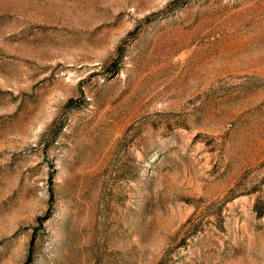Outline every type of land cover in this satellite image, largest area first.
<instances>
[{"label": "rangeland", "instance_id": "374dc122", "mask_svg": "<svg viewBox=\"0 0 264 264\" xmlns=\"http://www.w3.org/2000/svg\"><path fill=\"white\" fill-rule=\"evenodd\" d=\"M0 264H264V0H0Z\"/></svg>", "mask_w": 264, "mask_h": 264}]
</instances>
